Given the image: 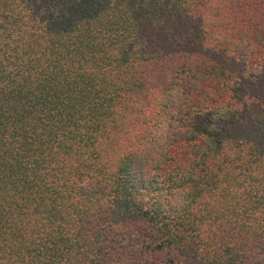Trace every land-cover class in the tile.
Here are the masks:
<instances>
[{"label": "trees", "instance_id": "trees-1", "mask_svg": "<svg viewBox=\"0 0 264 264\" xmlns=\"http://www.w3.org/2000/svg\"><path fill=\"white\" fill-rule=\"evenodd\" d=\"M0 264H264V0H0Z\"/></svg>", "mask_w": 264, "mask_h": 264}]
</instances>
